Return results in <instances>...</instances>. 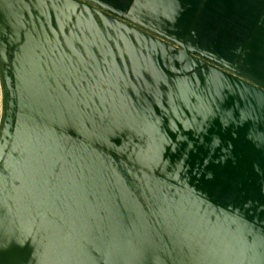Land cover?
I'll list each match as a JSON object with an SVG mask.
<instances>
[{
    "label": "water",
    "instance_id": "1",
    "mask_svg": "<svg viewBox=\"0 0 264 264\" xmlns=\"http://www.w3.org/2000/svg\"><path fill=\"white\" fill-rule=\"evenodd\" d=\"M261 36L264 0H0V264H264Z\"/></svg>",
    "mask_w": 264,
    "mask_h": 264
},
{
    "label": "rangeland",
    "instance_id": "2",
    "mask_svg": "<svg viewBox=\"0 0 264 264\" xmlns=\"http://www.w3.org/2000/svg\"><path fill=\"white\" fill-rule=\"evenodd\" d=\"M112 1H119V0H112ZM124 1L126 2L127 0ZM244 2L245 3L240 2V4H238V7L235 8L236 12L231 16L232 23L231 22L229 23V27H233V31L231 33V37H229L228 41H226V43L224 44L231 50L234 49L231 48L230 42L233 41L235 47L239 38H241L242 34L245 33L249 21L251 20L250 16H246L244 18L242 16L241 18L240 13L242 10H244L245 5L248 4L249 1H244ZM216 18H218V16H216L215 19ZM237 19L238 22L236 23L235 21ZM214 21L215 20H213V17H211L210 20L207 21V24H213V28L212 26H209L210 30L213 29L216 30L217 26H219V23H214ZM212 35L214 36L215 34ZM235 52H237V49H235ZM233 56H237V55L233 54ZM239 56H247V61H245L246 63L245 65H248L250 68H252L257 75L264 77V37L263 36L257 38V40L254 43V47L252 45V47H250V49L248 50L247 54L239 55ZM0 90H1V84H0Z\"/></svg>",
    "mask_w": 264,
    "mask_h": 264
}]
</instances>
